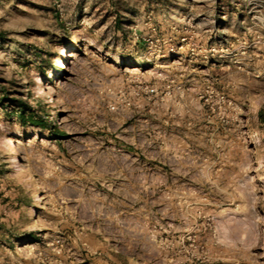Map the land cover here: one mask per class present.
Returning <instances> with one entry per match:
<instances>
[{"label":"rangeland","instance_id":"374dc122","mask_svg":"<svg viewBox=\"0 0 264 264\" xmlns=\"http://www.w3.org/2000/svg\"><path fill=\"white\" fill-rule=\"evenodd\" d=\"M0 264H264V0H0Z\"/></svg>","mask_w":264,"mask_h":264},{"label":"bare ground","instance_id":"6f19581e","mask_svg":"<svg viewBox=\"0 0 264 264\" xmlns=\"http://www.w3.org/2000/svg\"><path fill=\"white\" fill-rule=\"evenodd\" d=\"M7 150L11 156L12 162L19 164L20 163V154L17 149V143L14 140L10 141V144L7 146Z\"/></svg>","mask_w":264,"mask_h":264},{"label":"built area","instance_id":"2783aa9c","mask_svg":"<svg viewBox=\"0 0 264 264\" xmlns=\"http://www.w3.org/2000/svg\"><path fill=\"white\" fill-rule=\"evenodd\" d=\"M151 91H154V89H151Z\"/></svg>","mask_w":264,"mask_h":264}]
</instances>
